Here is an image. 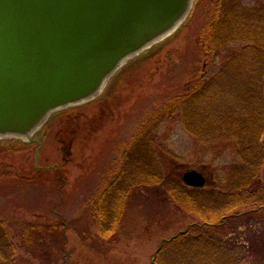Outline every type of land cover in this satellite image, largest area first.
<instances>
[{"label": "rangeland", "instance_id": "rangeland-1", "mask_svg": "<svg viewBox=\"0 0 264 264\" xmlns=\"http://www.w3.org/2000/svg\"><path fill=\"white\" fill-rule=\"evenodd\" d=\"M210 1L201 0L191 19L166 42L128 62L100 98L53 114L33 143L0 139V214L39 222L67 220L62 253L67 264H153L165 239L196 222L161 188L141 187L129 201L112 243L98 236L91 207L96 193L120 170L123 149L140 125L187 94L200 75L213 77L245 46L233 42L223 51L200 50L197 40ZM243 2L259 5L262 0ZM148 53L155 55L142 60ZM162 114L165 118L151 131L164 177L182 180L185 172L197 171L208 187L226 183L230 168L239 163L237 140L202 141L187 129L180 105ZM261 179L264 183V168ZM17 264L42 263L20 248Z\"/></svg>", "mask_w": 264, "mask_h": 264}, {"label": "trees", "instance_id": "trees-1", "mask_svg": "<svg viewBox=\"0 0 264 264\" xmlns=\"http://www.w3.org/2000/svg\"><path fill=\"white\" fill-rule=\"evenodd\" d=\"M200 3L197 0L192 15ZM233 42L245 46L213 77L200 75L187 94L176 97L162 111L169 113L180 105L187 129L202 141L237 140L239 163L230 168L226 183L195 189L178 177H164L152 146V129L166 115L158 113L140 125L123 149L120 170L95 195L91 212L98 236L115 243L134 193L141 187L161 188L176 208L196 222L165 239L153 264H264L260 239H264V0L259 5L243 0L210 1L198 47L204 52L223 51ZM154 55L148 53L142 60ZM61 173L56 168L58 179ZM67 224L64 218L39 222L0 214V264H17L20 248L42 264L62 259L67 264V255L62 258Z\"/></svg>", "mask_w": 264, "mask_h": 264}, {"label": "water", "instance_id": "water-1", "mask_svg": "<svg viewBox=\"0 0 264 264\" xmlns=\"http://www.w3.org/2000/svg\"><path fill=\"white\" fill-rule=\"evenodd\" d=\"M195 0H0V139L32 142L188 19ZM185 185L205 176L187 171Z\"/></svg>", "mask_w": 264, "mask_h": 264}]
</instances>
